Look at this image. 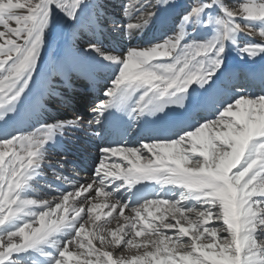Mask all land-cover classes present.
Returning <instances> with one entry per match:
<instances>
[{
	"label": "snow or ice",
	"instance_id": "6c2138e0",
	"mask_svg": "<svg viewBox=\"0 0 264 264\" xmlns=\"http://www.w3.org/2000/svg\"><path fill=\"white\" fill-rule=\"evenodd\" d=\"M174 7L127 0L118 23L101 0H0V264H264V91L219 86L233 49L264 58V0H193L147 46L104 47L105 22L131 36ZM65 29L88 34L78 58L112 72L94 135L112 118H127L125 134L166 121L197 93L207 114L101 147L85 182L53 171L70 190L45 198L35 183L48 145L83 118L24 121L45 49Z\"/></svg>",
	"mask_w": 264,
	"mask_h": 264
},
{
	"label": "bare ground",
	"instance_id": "6f19581e",
	"mask_svg": "<svg viewBox=\"0 0 264 264\" xmlns=\"http://www.w3.org/2000/svg\"><path fill=\"white\" fill-rule=\"evenodd\" d=\"M104 1L101 0L105 5L108 21L116 20L118 23L126 21V15L123 12V5L127 0H107L108 2L106 3ZM170 2L175 4L176 7L168 9L167 11H160L158 17L154 19L149 26H146L142 31L133 32L132 34L134 36H129L123 29H116L112 27L111 24L105 22L102 25V40L104 47L116 52H123L129 47L147 46L155 38H159L164 33L169 32L173 27L174 22L178 20L182 9L186 7L183 4L184 2L179 3L174 2V0H170ZM226 2L231 5L233 0H226ZM112 7L118 9L113 10ZM108 26L110 28H108ZM87 38L88 34L86 33H82L79 38H75L72 36L70 30L65 29L63 35H56L50 40V43L44 52V68L33 85L32 92L29 94V104L26 105L27 108L30 104L34 103L36 105V114L30 119H26L24 121V126L34 123L37 118L47 123H55L58 120H72L77 117L83 118L80 127L68 129L62 137V142L59 143L65 147L68 155L59 154L49 150L47 152V162L43 166V175L39 177L35 183L37 192L45 198H51L52 196L58 195V190H70L68 184L56 180L53 171L57 174L67 176L73 181L85 182L92 176L93 169L98 162L100 155L99 150L102 146L98 145V150L90 151L97 162L93 163L91 160H88L87 156H82L85 164L90 168L89 173L78 171L74 166L68 164L69 161L77 162L78 160L76 158L79 155H82L81 151H75L71 144H80L82 139H89L97 142V138L94 135V132L98 129L94 122L95 114L91 110L84 113L82 109L73 106L84 104L90 100L87 98L88 85L86 82L91 80L96 85H99L101 89L100 95L96 99L97 102L93 105L94 107L101 99H104L103 90L107 86L109 77L112 75L110 69L93 66L78 57L77 60L79 66L74 69V74L69 75V77L65 75L69 70H66L64 73L61 63H69L73 57L72 51L78 50ZM242 38L247 39L248 37ZM253 39L257 42L259 40L258 37ZM257 69L259 74L254 75V71ZM56 74H58L57 77L62 80L61 82L53 80ZM61 75L63 76V79L60 77ZM255 77L263 78L264 80V58L258 57L254 61L248 58L242 59L233 49L229 52L226 72L219 86L222 91L232 93L234 92L235 85L243 84L249 92L260 94L264 89H260L258 84H255L254 86H251L250 84ZM81 78H85V81L82 82ZM74 79L76 80L74 81ZM195 99L197 101V111L204 114L199 107L203 98L197 93ZM54 100L59 101L60 104L68 107L70 110H74L75 112L70 113L72 114V117L56 113L55 108H59V106L50 104V102ZM89 121H92L91 125H89ZM88 133H92V136H86ZM128 142L135 143L137 141L131 139ZM61 163L63 165L62 167ZM50 185L51 188L49 187ZM38 186H40L39 188L41 189H38ZM125 214H129L128 210H125ZM112 226H115V221Z\"/></svg>",
	"mask_w": 264,
	"mask_h": 264
},
{
	"label": "rangeland",
	"instance_id": "374dc122",
	"mask_svg": "<svg viewBox=\"0 0 264 264\" xmlns=\"http://www.w3.org/2000/svg\"><path fill=\"white\" fill-rule=\"evenodd\" d=\"M104 1V0H103ZM105 3L106 2H108L107 0H105L104 1ZM174 2H184V4H185V6L187 7L190 3H192L193 2V0H174ZM153 3H155V0H153ZM185 7V8H186ZM113 8V10H117L118 8H114V7H112ZM183 11V10H182ZM118 12V11H117ZM118 15V14H117ZM151 23V22H150ZM150 23H149V25H150ZM148 25V26H149ZM108 28H110L109 26H108ZM153 28V27H152ZM59 35V31H58V34H57V36ZM132 36H134L133 34H132ZM77 51L78 50H73L72 51V54H73V57L71 58V61H69V63L68 62H66V63H68V64H66V63H61L62 65V70H63V72L65 73V71L66 70H69V72H66L65 73V75L67 76V77H69V75H73L74 74V69H76L78 66H79V62H78V60H77V55H76V53H77ZM57 75L58 74H56L55 76H54V78H53V80L54 81H56V82H61L62 80L61 79H59V77H57ZM62 79H63V76L61 75L60 76ZM76 79H74V81H75ZM83 80H85V78H81V81L82 82H84ZM80 81V80H79ZM70 91H72V90H70ZM74 93V92H73ZM88 102H90V100L88 101ZM75 104V103H74ZM54 105H55V103H54ZM59 106V105H58ZM80 105H78V106H76V108L78 107V108H80V109H82L83 111H84V113H87V112H89V110H91L90 108L91 107H93L92 106V104H83V105H81L80 107H79ZM56 110H55V112L56 113H63L62 112V110H65L64 112L67 114V116L68 117H72V114H70V113H73V112H75L74 110H70L68 107H64V106H60V108H55ZM70 115V116H69ZM40 186H38L37 188L38 189H41V188H39ZM123 254H125V255H127L128 253L125 251Z\"/></svg>",
	"mask_w": 264,
	"mask_h": 264
}]
</instances>
